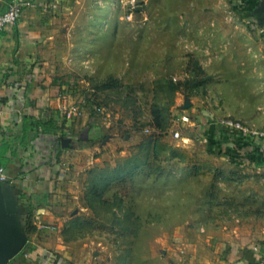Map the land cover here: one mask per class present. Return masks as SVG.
Listing matches in <instances>:
<instances>
[{
	"label": "rangeland",
	"instance_id": "374dc122",
	"mask_svg": "<svg viewBox=\"0 0 264 264\" xmlns=\"http://www.w3.org/2000/svg\"><path fill=\"white\" fill-rule=\"evenodd\" d=\"M260 4L261 0H70L54 25L56 33L47 46L50 63L73 85L72 102L95 94L104 107L98 120L107 123L109 135L98 164L73 172L69 188L77 198L67 206L81 212L75 215L83 233L109 244L119 261L160 264L167 245L173 247L167 251L181 259L177 246L182 242L203 243L235 229L245 236L263 226L264 165L259 158L244 164L210 153L209 141L198 127L204 116L216 127L231 121L248 131L264 130V36L255 29ZM96 58L111 64L113 72L104 80L78 69L81 62ZM169 81H189L194 87L172 92ZM104 85L112 87L105 90ZM167 105L168 124L161 131L152 126V113ZM87 115H93L92 110ZM149 140L153 144H147ZM155 141L158 162L153 161ZM251 141L264 144V139ZM140 145L149 152L137 150ZM135 155L154 167L144 166L135 179L111 186L104 195L111 202L121 196L125 208L134 213L127 230L115 227L112 206L100 207L98 214L82 211L88 207L92 171L111 177ZM173 160L188 161V174L204 176L208 187L192 216L174 226L154 228L151 217L145 221L136 216L131 198L147 179H167L171 173L162 162ZM153 168L159 169L157 174H151ZM119 217L124 221V214ZM153 241L156 248L151 247Z\"/></svg>",
	"mask_w": 264,
	"mask_h": 264
},
{
	"label": "crops",
	"instance_id": "0c3cea01",
	"mask_svg": "<svg viewBox=\"0 0 264 264\" xmlns=\"http://www.w3.org/2000/svg\"><path fill=\"white\" fill-rule=\"evenodd\" d=\"M13 1L0 0V13ZM21 1L19 22L0 34V167L15 178L28 237L24 250L8 264H126L105 241L83 233L75 215L81 212L67 206L77 198L69 188L73 172L82 166L94 168L109 139L107 123L92 115L68 119L60 109L63 97L74 99L69 90L73 85L56 74L47 46L70 0ZM201 118L198 127L204 138L214 139L223 157L235 150L238 141L232 134ZM101 134L107 137L87 146V139ZM245 141L244 152L264 165V144ZM259 230L245 236L236 229L221 231L203 243L182 242L177 246L181 259L167 251L173 248L167 245L160 264H264V224Z\"/></svg>",
	"mask_w": 264,
	"mask_h": 264
},
{
	"label": "clouds",
	"instance_id": "9594fccd",
	"mask_svg": "<svg viewBox=\"0 0 264 264\" xmlns=\"http://www.w3.org/2000/svg\"><path fill=\"white\" fill-rule=\"evenodd\" d=\"M78 69L99 80L113 72L109 61L98 58L81 62ZM162 167L171 175L147 179L131 198L136 216L145 221L151 217L154 228L174 226L192 216L208 187L204 176L188 174V161H163Z\"/></svg>",
	"mask_w": 264,
	"mask_h": 264
},
{
	"label": "trees",
	"instance_id": "16d2710c",
	"mask_svg": "<svg viewBox=\"0 0 264 264\" xmlns=\"http://www.w3.org/2000/svg\"><path fill=\"white\" fill-rule=\"evenodd\" d=\"M169 85V89L172 92H178L180 89H184V88H188V87H194L193 82H180V83H176L174 81H169L168 83ZM112 87V85H104V87L106 89H110ZM168 105L165 109H161L160 107H156V109L153 111V122L151 123L152 126L156 127L157 129L165 130L166 126H167V120H166V112L168 111ZM227 130V129H225ZM96 133H100L101 129H95ZM227 134L231 135V132L229 130H227ZM105 137H107V135H103L101 134L100 136H94V138H89L87 139V146H94L97 142V140H101L104 139ZM195 137V136H194ZM238 142L235 144L236 148L235 150H230V154L227 153V151H225V155L228 159H230V161L232 162H236L237 157L244 152L245 147H246V141L245 138H239V140H237ZM156 142V141H155ZM152 141L149 140L147 144H151ZM153 144V143H152ZM148 146V145H147ZM154 150L153 153L155 155L153 161L156 162L158 160V153L155 152L156 148H157V142L154 143ZM140 150L141 152H149L148 147H145V145H140L137 150ZM148 150V151H147ZM208 150L210 153L212 154H217V155H223V151L221 149V147L219 145H217L214 142V139H209V145H208ZM148 154V153H147ZM138 155V154H137ZM0 156H2V154L0 153ZM158 162V161H157ZM1 164V161H0ZM150 162H141L135 155V158L133 159H128V161L125 163V165H121L117 168V170L113 173V176H109L107 175L106 172H102L99 174H95V171H92V176L94 177V179H92L91 181V185H90V190L88 193V200L89 202L87 203L88 208L93 211L95 214H98V212L100 211L99 208L100 207H105V206H112L111 210H113V214L116 217L115 220V227H119L121 228L123 231L127 230V221H131L132 217H134V213L131 212L130 209H126L125 208V202L124 199L121 196H115L112 197L111 200H113V202H111L109 199H105L104 195L110 190L111 186L113 185H117L120 183H125L127 180H132L135 179L138 172L142 171V168L144 166H149V167H154V164H152ZM158 166H155V168H157ZM159 169H151V174L152 172L154 174H157V171ZM153 175V174H152ZM120 214H124V221H122V219H120Z\"/></svg>",
	"mask_w": 264,
	"mask_h": 264
},
{
	"label": "built area",
	"instance_id": "2783aa9c",
	"mask_svg": "<svg viewBox=\"0 0 264 264\" xmlns=\"http://www.w3.org/2000/svg\"><path fill=\"white\" fill-rule=\"evenodd\" d=\"M23 7V1L15 0L10 3L8 10L0 13V34L4 32L8 27L17 25L21 17ZM255 22V29L261 36H264V23H261L258 19H256ZM89 94V97H85V99H82V101H80L79 103H77L76 101L72 102L66 96L63 97V104L60 108L62 114L65 115L68 119H81L87 114V111L89 112L92 110V116L94 117V119H100V117L104 113V107L98 104L95 99L94 93ZM0 113H2L1 103ZM220 126L224 129L229 130L236 140H239V138L242 137L245 139H249L250 141L253 140V138L264 139V130L262 132L248 131L243 127H240L239 124L233 123L231 121H224L220 124ZM250 158L251 157L248 156L247 153L243 152L237 157V161L241 160V163L245 164L250 160ZM14 181L15 178H13L8 173V170L4 167H0V183H8L14 185Z\"/></svg>",
	"mask_w": 264,
	"mask_h": 264
},
{
	"label": "water",
	"instance_id": "95a60500",
	"mask_svg": "<svg viewBox=\"0 0 264 264\" xmlns=\"http://www.w3.org/2000/svg\"><path fill=\"white\" fill-rule=\"evenodd\" d=\"M258 20L264 23V0L256 9ZM24 207L14 185L0 183V264H8L27 244L23 221Z\"/></svg>",
	"mask_w": 264,
	"mask_h": 264
}]
</instances>
